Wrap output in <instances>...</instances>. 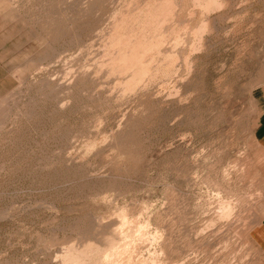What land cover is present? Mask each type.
<instances>
[{
  "label": "rangeland",
  "instance_id": "1",
  "mask_svg": "<svg viewBox=\"0 0 264 264\" xmlns=\"http://www.w3.org/2000/svg\"><path fill=\"white\" fill-rule=\"evenodd\" d=\"M133 1L0 0V264H264V0H182L179 63L129 95L105 67Z\"/></svg>",
  "mask_w": 264,
  "mask_h": 264
},
{
  "label": "bare ground",
  "instance_id": "2",
  "mask_svg": "<svg viewBox=\"0 0 264 264\" xmlns=\"http://www.w3.org/2000/svg\"><path fill=\"white\" fill-rule=\"evenodd\" d=\"M70 1V0H69ZM133 1V0H132ZM136 1V4H134L133 6H131V7H133V8H131L130 7V9H128V10H126V8H125V10H121V9H119L120 10V12H118V13H121V11H125V12H122L121 14H120V16L118 17V19H116V20H114V22L112 23V27H111V29H110V31L108 32V42H107V54H108V61L106 62V67H105V69L107 68L108 70H107V73L109 74H117L118 75V77H120L119 75H121V76H126L125 77V80L124 81H122V82H120V84H121V90H122V92L123 93H125V92H128L129 93V95L130 94H132V93H130L131 91H132V89L135 91V89L137 88V86H139V85H141L140 83H143V81H144V79L146 80V79H150L149 78V76H150V73H151V71H152V69H153V66L152 65H154L153 64V61H154V59L156 58V55L158 56L157 58H156V60L160 63V55H165L164 54V52H161L160 50H159V48L163 45L162 43H163V40H162V37H163V32H164V29L165 30H167V26L166 27H164L165 26V24H170V23H165L166 21H168V19H170L171 21H176L175 20V18L178 16V14L180 13V11L182 10L181 8H182V0H166V2L168 1V4L167 5H169V3H170V7H168L169 9H166V11H165V9H163L164 7H162L164 4H165V2L161 5V1H157V0H145V1H138L137 2V0H134L133 2H135ZM165 1V0H164ZM198 0H195V2L198 4V2H197ZM207 1H209V0H207ZM157 2H160V3H157ZM194 2V1H193ZM194 2V3H195ZM202 2H206V1H202L201 0V4H202ZM212 2H214L213 0H212ZM131 4H133L132 2H130ZM203 3V4H204ZM193 4V3H192ZM206 4V3H205ZM216 4H217V2H216ZM215 4V5H216ZM222 4V3H221ZM166 5V4H165ZM200 5V4H199ZM208 5H209V2H208ZM211 5V4H210ZM83 6V5H82ZM197 6V5H196ZM222 6V5H221ZM220 6V7H221ZM214 7V6H213ZM127 8H129V7H127ZM197 8V7H196ZM193 9V8H192ZM191 9V10H192ZM209 9V8H208ZM119 10H116V11H119ZM193 11V10H192ZM191 11V12H192ZM182 12V11H181ZM190 12V10H189V13H191ZM167 13V14H166ZM194 12H192L191 13V15L193 14ZM204 13V12H203ZM115 13H113V16H115L114 15ZM117 14V13H116ZM168 15V14H170L171 15V17L170 18H167V20L165 21V20H163V16L164 15ZM208 14V13H207ZM190 15V14H189ZM188 15V16H189ZM196 15V14H195ZM209 15V14H208ZM117 16H118V14H117ZM165 17H167V16H165ZM168 17H169V15H168ZM189 17H191V16H189ZM194 17V16H193ZM192 17V18H193ZM202 17V16H201ZM209 17V16H208ZM215 17V16H214ZM113 18H115V17H113ZM213 18V17H212ZM208 19V18H207ZM210 19V18H209ZM188 20V19H187ZM190 20V19H189ZM194 20V19H193ZM204 20V19H203ZM212 20V19H211ZM211 20H209L210 22H211ZM221 20V19H220ZM165 21V22H164ZM178 21H180V20H178ZM201 21H202V19H201ZM201 21H200V23H201ZM174 22H171V23H173L174 24ZM185 22H188V21H185ZM185 22L184 23H182V25H183V27H185L186 25H184L185 24ZM189 22H191V20L189 21ZM204 22H208V21H204ZM204 22H202V23H204ZM213 22V21H212ZM192 23V22H191ZM199 23V24H200ZM176 24V23H175ZM178 24V23H177ZM213 24V23H212ZM179 25V24H178ZM181 25V26H182ZM190 25V24H189ZM188 25V26H189ZM201 25V24H200ZM206 25V24H205ZM208 26H210L209 25V23L207 24ZM175 27V25L173 26L172 24H170V27ZM202 26H204V25H202ZM201 26V27H202ZM213 26V25H212ZM109 27V26H108ZM169 27V26H168ZM190 27V26H189ZM195 27V25L194 26H192V28H194ZM207 27V26H206ZM176 28V27H175ZM178 28H182V27H178ZM178 28H177V30H178ZM185 28H188V27H185ZM191 28V29H192ZM198 29H199V27H197ZM209 28V27H208ZM108 29V28H107ZM184 29V28H183ZM189 29L190 28H188V31H189ZM195 29H196V27H195ZM195 29H192V31H190V32H192L193 33V30H194V32H195ZM207 29V28H206ZM211 29V28H210ZM173 30V29H172ZM172 30H170L171 32H172ZM202 30H203V28H202ZM106 31H108V30H106ZM184 30H182V32H183ZM187 31V30H186ZM187 31V32H188ZM208 31H209V29H208ZM166 32L167 31H165V34H166ZM170 32V33H171ZM174 32V31H173ZM172 32V33H173ZM178 32V31H177ZM181 32V31H180ZM201 33H202V31H200ZM199 32V33H200ZM205 32H206V30H205ZM167 33H169V31L167 32ZM171 33V34H172ZM186 33V32H185ZM191 33V34H192ZM197 33V32H196ZM199 33H198V35L197 34H195V36L197 35V36H199ZM209 33H211V32H209ZM183 34H184V32H183ZM188 34V33H187ZM205 34V33H204ZM172 36V35H171ZM170 36V37H171ZM184 36V35H183ZM186 36V35H185ZM203 36V35H202ZM205 36V35H204ZM165 38H166V36H164ZM188 37V36H187ZM193 37H194V34H193ZM107 38V37H106ZM173 38V37H172ZM179 38V37H178ZM194 38H196V37H194ZM201 38L203 39V37H199L198 39H200V41H202L201 40ZM209 38H210V36H209ZM171 39V38H170ZM180 39V38H179ZM182 39V38H181ZM189 39H191V36H190V38ZM166 40H167V38H166ZM185 40H187V39H185ZM197 40V39H196ZM204 40V39H203ZM106 41V40H105ZM170 41V40H169ZM174 41H176V40H174ZM179 41V40H178ZM209 41V40H208ZM167 42H168V40H167ZM173 42V41H172ZM180 42H181V40H180ZM180 42H177V43H180ZM199 42V41H198ZM104 43H106V42H104ZM103 43V44H104ZM166 43V42H165ZM189 43H191V42H189ZM196 42H194V44H195ZM204 43V42H203ZM193 44V43H192ZM193 44V45H194ZM196 44H198V43H196ZM205 44V43H204ZM106 45V44H105ZM104 45V46H105ZM167 45V44H166ZM174 45V44H173ZM175 45H176V43H175ZM177 45H179V44H177ZM181 45H184L183 43L181 44ZM180 45V46H181ZM190 45V44H189ZM200 45H202L201 43L199 44V46ZM102 47H104L103 45H101ZM170 46H172L171 44H170ZM191 47H192V45H190ZM204 46V45H203ZM168 47V46H167ZM167 47H165V48H167ZM174 47V46H173ZM178 48H179V46H177ZM181 47H183V46H181ZM195 47H197V46H195ZM105 48V47H104ZM172 48V47H171ZM170 48V49H171ZM175 48V47H174ZM169 48H167V50H168ZM180 49V51H181V48H179ZM195 49H197V48H195ZM201 49V48H200ZM203 49V48H202ZM104 50V49H103ZM162 50V49H161ZM164 50V49H163ZM190 50V49H189ZM179 51V52H180ZM186 50H184V52H185ZM191 51V50H190ZM194 52V51H193ZM167 53V52H166ZM174 53V52H173ZM181 54L182 53H180L179 55L181 56ZM192 55V54H191ZM191 55H190V57H191ZM194 56V55H193ZM192 56V57H193ZM182 57H185V55L183 54V56H181V62L182 63H180V64H182L183 65V63H184V58L182 59ZM176 58H179V56H178V54L176 55L175 53L174 54H171V53H169V54H166L165 56H163V63L165 64V65H163L164 67H166V68H170L171 66H173V64L175 63V60H176ZM188 58H189V56H188ZM188 58H186V59H188ZM71 59V58H70ZM106 60H107V58H106ZM183 60V61H182ZM190 60V59H189ZM177 62H178V59L176 60ZM186 61H188V60H186ZM158 62H155V66H156V63L158 64ZM99 63V62H98ZM179 63V62H178ZM177 63V64H178ZM190 63H193V62H189V64ZM97 64V63H96ZM100 64V63H99ZM177 64H175V65H177ZM186 64V63H185ZM188 64V65H189ZM98 65V64H97ZM97 65H96V67H97ZM160 65V64H159ZM159 65L157 66V67H159ZM191 66V65H190ZM95 67V68H96ZM183 67V66H182ZM181 67V68H182ZM187 66L185 65V68H186ZM98 68H99V65H98ZM174 68V67H173ZM172 68V69H173ZM104 68H103V70H105ZM159 68H157V71H159L158 70ZM162 69V68H161ZM172 69H169L168 70V72H170V70H172ZM177 69V68H176ZM180 69V68H179ZM183 69H184V67H183ZM191 69V68H190ZM98 70V69H97ZM102 70V68H101V71H103ZM153 70H156V67H155V69H153ZM165 71L166 73H167V69L165 70L164 68L162 69V71ZM173 70H175V68L173 69ZM161 71V72H162ZM163 71V72H164ZM178 71V70H177ZM180 71V70H179ZM98 72V74H99V71H97ZM176 72V71H175ZM181 72H182V70H181ZM183 72H184V70H183ZM189 72V71H188ZM154 73H156V72H154ZM178 73V72H177ZM176 73V75L178 76V74ZM190 73V72H189ZM108 74H106V77H108ZM153 74V73H152ZM160 74V73H159ZM183 74H185V73H183ZM157 75H158V73H157ZM163 76V78H164V74H162ZM168 76H166L167 78H169V74H167ZM172 75V74H171ZM187 75H189V74H187ZM160 76V75H159ZM159 76H158V78H159ZM174 76V75H173ZM98 77V76H97ZM105 77V78H106ZM110 77V76H109ZM117 77V78H118ZM148 77V78H147ZM161 77V76H160ZM161 77V78H162ZM179 77V76H178ZM177 77V78H178ZM185 77V76H184ZM189 77V76H188ZM156 78H157V76H156ZM160 78V80H162ZM180 78V77H179ZM181 78H183V77H181ZM108 79V78H107ZM119 79V78H118ZM153 79V78H152ZM151 79V80H152ZM173 78L171 77L170 78V81L172 80ZM176 79V78H175ZM159 80V79H158ZM158 80H157V82H158ZM166 80V79H165ZM169 80V79H168ZM119 81V80H118ZM147 81V80H146ZM146 81H145V84H148V82L146 83ZM155 79H154V83H155ZM173 81V80H172ZM111 82H112V79H111ZM113 82H114V80H113ZM152 81H150L149 83H151ZM166 82V81H165ZM164 82V83H165ZM178 82V81H177ZM105 83V82H104ZM118 83V82H117ZM159 83V82H158ZM157 83V84H158ZM173 83H174V81H173ZM181 83H183L182 81H181ZM114 84L115 83H113V86H114ZM139 84V85H138ZM156 84V83H155ZM167 84H170L168 81H167ZM171 84H172V82H171ZM176 84V83H175ZM117 85V84H116ZM164 85V84H163ZM162 85V86H163ZM166 85V84H165ZM174 84H172V86H173ZM183 85H184V83H183ZM142 86H143V84H142ZM146 86V85H145ZM151 86V85H150ZM155 86V85H154ZM157 86V85H156ZM156 86L154 87L155 89H156ZM168 85H166L165 87H167ZM170 86V85H169ZM176 86V85H175ZM179 86V85H178ZM136 87V88H135ZM144 87V86H143ZM143 87H141V88H143ZM147 87V86H146ZM145 87V88H146ZM152 87V86H151ZM140 88V89H141ZM153 88V89H154ZM157 88H159V86L157 87ZM168 88V87H167ZM175 88H177V86L175 87ZM175 88H174V91H176L175 90ZM137 89H139V88H137ZM144 89V88H143ZM148 89H150L151 90V88H148ZM162 89V88H161ZM182 89V88H181ZM180 89V90H181ZM131 90V91H130ZM160 90V89H159ZM167 90V89H166ZM166 90H164L165 92H166ZM171 91L173 90V87H172V89H170ZM179 90V89H178ZM177 90V91H178ZM179 90V91H180ZM117 91H119L118 90V88H117ZM139 91L140 90H138V91H136V92H134V93H137L138 92V94H136L137 96L139 95ZM146 91V89H144V92ZM148 91V90H147ZM147 91H146V93H147ZM156 91H158V90H156ZM163 90H162V93L164 94L165 92H164ZM169 91V90H168ZM111 92V91H110ZM133 92V91H132ZM141 92V91H140ZM153 93H154V90L152 91ZM114 93H115V91H114ZM122 93V94H123ZM127 93V94H128ZM133 93V94H134ZM141 93H143V92H141ZM149 93H151V92H149ZM161 93V92H160ZM172 93V92H171ZM175 93V92H174ZM171 94V97H172V95H176V94ZM177 93V92H176ZM180 93V92H179ZM165 94H167V93H165ZM178 94V93H177ZM181 94V93H180ZM179 94V95H180ZM126 95V94H125ZM135 95V94H134ZM142 95V94H141ZM152 95V94H151ZM114 96V95H113ZM124 96V95H123ZM156 96V95H155ZM176 96H178V95H176ZM109 97V96H108ZM112 97V96H111ZM115 97V96H114ZM127 97H129V96H127ZM143 97V96H142ZM145 97V96H144ZM143 97V98H144ZM147 97V96H146ZM158 96H156V98H157ZM160 97V96H159ZM181 97H182V95H181ZM135 98V97H134ZM137 98V97H136ZM152 98H153V96H152ZM155 97L153 98V99H156ZM163 98V97H162ZM173 98V97H172ZM138 99H139V97H138ZM142 99V98H141ZM140 99V100H141ZM148 99V98H147ZM168 99H170V98H168ZM174 99H175V97H174ZM179 99H181V98H179ZM185 99V98H184ZM173 100V99H172ZM176 100V99H175ZM150 101V100H149ZM167 101H169V100H167ZM171 101V100H170ZM185 101V100H184ZM151 102V101H150ZM159 103V102H158ZM178 103V102H177ZM167 104H169V103H167ZM179 104V103H178ZM172 106V105H171ZM174 106V105H173ZM132 113V112H131ZM126 116V115H125ZM130 116V115H129ZM131 116H133V115H131ZM133 118V117H132ZM131 118V119H132ZM123 119H125V118H123ZM122 119V120H123ZM129 119V118H128ZM121 120V119H120ZM120 122H123V121H120ZM132 122V121H131ZM121 124V123H120ZM123 124V123H122ZM121 124V126H124V125H122ZM125 125H127V124H125ZM120 126V125H119ZM131 127H132V125H131ZM129 130V129H128ZM119 131H121L122 132V130H119ZM124 131V130H123ZM127 133V132H126ZM126 133H123V134H126ZM122 134V133H121ZM94 144V143H93ZM87 145V144H86ZM88 146V145H87ZM89 147V146H88ZM87 147V148H88ZM91 149V148H90ZM226 208V207H225ZM224 209V208H223ZM226 210V209H225ZM230 210V209H229ZM253 210V209H252ZM226 214V213H225ZM228 216V215H227ZM122 221V220H121ZM136 227H137V225H136ZM121 232V231H120ZM135 233V232H134ZM244 233V232H243ZM142 237V236H141ZM112 240H114V239H110V241H112ZM115 241V240H114ZM120 241V240H119ZM128 243V242H127ZM107 244H109L107 247L108 248H102L103 250H101L102 252H103V254H102V256H101V258H102V260H100V261H102L104 264H113V262H114V257H115V254H116V252H117V249H116V242L114 243L113 241L112 242H109V243H107ZM119 245H120V243H118ZM122 244V243H121ZM89 245V244H88ZM123 245H125V244H123ZM116 246V247H115ZM85 247V246H84ZM91 247H92V245H91ZM122 247V246H121ZM130 247V246H129ZM118 248H120V247H118ZM121 249V248H120ZM73 250V249H72ZM119 250V249H118ZM122 250H123V247H122ZM121 250V251H122ZM95 250H93V252H94ZM124 251H125V249H124ZM71 252V251H70ZM83 252V251H82ZM92 252V253H93ZM96 252V251H95ZM98 252L100 253V251H98L97 250V257H99V255H98ZM101 252V253H102ZM119 252H120V250H119ZM68 253H69V251H68ZM138 253V252H137ZM72 254V253H71ZM82 254V253H81ZM68 255H70V254H68ZM83 255V254H82ZM93 255V254H92ZM94 255H95V253H94ZM93 255V256H94ZM123 255H127V252L125 251V254H123ZM76 255L74 254V259L76 258L75 257ZM66 257H68V256H66ZM69 257H71V256H69ZM120 257V256H119ZM72 258H73V256H72ZM71 258V259H72ZM87 258V257H86ZM117 258V257H116ZM115 258V259H116ZM77 259H80L79 257L78 258H76L75 260L77 261ZM96 260V259H95ZM99 260V259H98ZM67 261V260H66ZM72 261V260H71ZM121 261H122V259H121ZM128 261V260H127ZM157 261V260H156ZM156 261H155V263H156ZM80 262V261H79ZM78 262V263H79ZM81 262H83V260L81 261ZM101 262V263H102ZM97 263V262H96ZM102 263V264H103ZM116 263V262H115ZM82 264V263H81Z\"/></svg>",
  "mask_w": 264,
  "mask_h": 264
},
{
  "label": "crops",
  "instance_id": "3",
  "mask_svg": "<svg viewBox=\"0 0 264 264\" xmlns=\"http://www.w3.org/2000/svg\"><path fill=\"white\" fill-rule=\"evenodd\" d=\"M258 113L255 126V137L261 148L264 150V84L258 90L257 95L255 96ZM260 230V239L264 247V199L261 206V219L259 222Z\"/></svg>",
  "mask_w": 264,
  "mask_h": 264
}]
</instances>
